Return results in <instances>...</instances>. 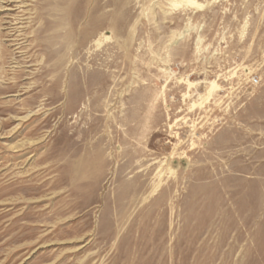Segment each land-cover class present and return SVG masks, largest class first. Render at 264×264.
<instances>
[{
    "label": "rangeland",
    "instance_id": "rangeland-1",
    "mask_svg": "<svg viewBox=\"0 0 264 264\" xmlns=\"http://www.w3.org/2000/svg\"><path fill=\"white\" fill-rule=\"evenodd\" d=\"M192 1L0 10V264H264V0Z\"/></svg>",
    "mask_w": 264,
    "mask_h": 264
},
{
    "label": "bare ground",
    "instance_id": "bare-ground-1",
    "mask_svg": "<svg viewBox=\"0 0 264 264\" xmlns=\"http://www.w3.org/2000/svg\"><path fill=\"white\" fill-rule=\"evenodd\" d=\"M4 2V3H3ZM189 2H191L192 4H194V2L192 0H189ZM10 3V4H9ZM4 4V5H3ZM13 4H16L15 7H13L12 5ZM13 7L10 8V7ZM6 7H9V8H6ZM27 6L24 5V2L23 0H1L0 2V10L3 9L5 11H18L20 9H25ZM45 9V8H44ZM28 10V9H27ZM25 12V11H24ZM8 13V12H7ZM23 13V12H21ZM34 14V13H33ZM8 15V14H7ZM15 15V14H14ZM27 16V15H26ZM36 16H37V19H38V22L40 23L38 28H37V31L38 33H43L45 30L49 29V27H53V36L57 37L61 34V25H62V22H61V18L58 17V20H48V18L46 17V13L44 12H37L36 13ZM4 20V19H3ZM8 20V19H7ZM5 21V20H4ZM24 21V20H23ZM22 21V22H23ZM27 21V20H26ZM42 21V22H41ZM13 22V23H11ZM11 22L8 23V25L10 26H16V25H22L23 23H20V18L19 16H15L13 17V19H11ZM7 25V24H6ZM14 30H16V32L18 31L17 28H15ZM10 32V31H9ZM22 32H23V29H22ZM19 35V34H18ZM13 35H9L8 37H13ZM21 35L17 36V37H20ZM7 38V37H5ZM15 39H11V43H13V47H17L16 49H21L22 47V44L19 43L20 39H17L16 37H14ZM100 40V39H99ZM99 40L97 41V44L99 43ZM10 43V42H9ZM10 47V46H9ZM23 49V48H22ZM8 51V50H7ZM25 53V52H24ZM12 55V54H11ZM25 60V59H24ZM41 61V60H40ZM16 64V63H15ZM18 148V147H17Z\"/></svg>",
    "mask_w": 264,
    "mask_h": 264
}]
</instances>
